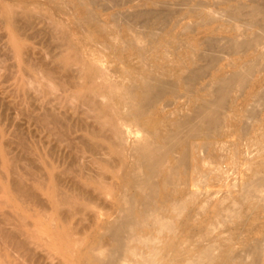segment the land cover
<instances>
[{"label": "bare ground", "instance_id": "obj_1", "mask_svg": "<svg viewBox=\"0 0 264 264\" xmlns=\"http://www.w3.org/2000/svg\"><path fill=\"white\" fill-rule=\"evenodd\" d=\"M102 1L89 0L96 5ZM133 1L120 0L122 5ZM139 1L143 7L164 8L156 14V9H137L134 20L142 19L145 26L150 19L170 18L178 11L172 12L171 8L183 5L182 0ZM232 1H222L227 5L223 13L206 12L205 6L197 2L199 6L180 16L169 32L158 36L149 32L146 43L128 37L115 59L130 64L136 58L142 63L143 75L129 69L120 75V80H113L108 76L115 68L106 66L102 58L77 61L80 64L70 83L67 71L57 78L49 69L42 71L41 86L33 83L38 85V107L32 106L30 100L26 107L28 133L32 123L37 124L42 134L41 150L35 153L31 142L27 143L23 178L13 179L15 190L28 203L26 228L22 242L16 235L10 236L12 232L9 235L11 241L25 249L30 261H36V250L43 249L42 259L50 260V264H174L183 255L187 257L183 264H216L219 249L225 247L216 246L217 238L206 244L197 240L196 246L184 244L191 219L205 208L196 198L204 182L198 170L203 160L199 152L204 146L219 143L216 140L228 122L221 109L230 100L233 85H245L261 68L260 50L264 48V0L237 1L233 6ZM187 19L194 20L199 32L214 23H223L227 25L223 32L230 36L223 37L218 29L204 40V49L172 46L165 38L172 31H195L191 24L183 23ZM98 29L108 32L102 25ZM183 51L187 56L170 67L171 58H181ZM238 52L255 58L240 70L215 74L217 70L212 65L224 54ZM67 59L63 70H69L72 56ZM74 84L77 89L67 88ZM36 90L30 88L28 93ZM172 106L178 108L167 113ZM255 178L242 189L241 200L261 201L259 187L264 180L260 173ZM101 217L112 220L100 225ZM99 225L98 235L93 238L90 233ZM180 225L185 227L183 231ZM263 241L248 251L257 262L264 255ZM47 246L52 248L46 251ZM192 250L195 258L191 257ZM230 254L229 251V263L238 261L237 254ZM246 256L240 257L246 260L249 255Z\"/></svg>", "mask_w": 264, "mask_h": 264}, {"label": "rangeland", "instance_id": "obj_2", "mask_svg": "<svg viewBox=\"0 0 264 264\" xmlns=\"http://www.w3.org/2000/svg\"><path fill=\"white\" fill-rule=\"evenodd\" d=\"M152 1L159 2L162 0ZM167 1L172 2L173 0ZM177 1L178 3L182 2L183 5L171 8L170 11L172 12L176 9L178 11L170 18L168 17L170 20L166 18V21L164 18L158 19V21L155 20V22L150 19L151 21L145 26V23L141 22L142 19L134 20L137 9H139L138 12L140 10L154 11L156 9V12L154 11L156 14L158 11L162 12L164 8L158 9L148 5L144 6L145 9L140 6L142 2L139 0H134L125 5H122L120 0H113L109 2L114 3L111 4L113 7L106 0H103V3L100 2L101 5L91 4L89 0H0V264H50L51 262L42 259L45 255L43 249L36 250V261H30L26 252H24L25 249L9 238V235L13 233L10 236L16 235L19 238L18 240L22 242V234H24L26 228L24 222H27L28 203L26 198L15 190L13 179L17 176L23 178V160L25 159L24 152H26L27 143L31 142L32 150L35 153L41 150L42 134L37 124L32 123L30 134L28 133L26 107L28 100H30L32 106L38 107L40 101L36 87L38 85L40 87L43 82V72L49 69L52 77L57 78L62 74L65 75L67 71L71 74L70 77L68 76V81L72 82L71 78L75 79V72L81 62L92 58H102L106 66L110 68V65H112L115 68V71L108 76L113 80H120V75L126 73L129 69L136 75H143L142 63L136 58H133L130 64H123L115 59V57L120 56L119 48H124L128 37L146 43L150 40L149 32L157 36L165 31L169 32L180 16L188 10L198 7L200 3L205 6L204 10L206 12L214 10L217 13H223L227 6L223 4V0H180L181 2L175 0V2ZM216 1H219L218 4ZM237 1L250 2V0H233L230 5H236ZM197 2H199L198 5ZM107 6H110V8ZM115 16L117 19H115ZM160 20L165 21L162 23ZM193 22V19L183 21V23L192 25V29H195L193 33L187 31L182 33L181 28H178L176 31L169 33L165 37L166 40H169L168 42L172 46L185 45L191 46V48L200 47L204 49L206 46L204 40L211 37L218 29L221 30L223 37L228 38L230 36V33L223 32L227 30V25L223 23H214L199 32L198 27L194 26ZM99 25L105 26L108 32L98 29ZM243 28L240 27L241 30ZM67 34L68 36H65ZM261 44L264 45V38L261 40ZM261 50L260 52L264 56V48L263 51ZM187 54V51H183L180 53L181 58L178 56L172 57L169 66H177ZM71 56L72 59H70ZM263 56H261V68L259 67L252 74L249 82L242 86L238 83L233 85L230 100L227 99L224 107H222L224 110L221 109L228 122L221 137L216 140L219 143L211 147L207 146L205 148L204 146L205 149L202 148L199 152L203 160L198 165V170L200 176L203 175L204 182L199 188L200 193L196 198L200 200V206L205 208L201 215L194 216L191 219L190 229H186V233L190 238L188 237L184 244H193L197 240L201 241L199 244H206L217 238L216 246L222 245L225 247L219 249L218 253L216 252L218 254L216 264H264V255L257 262L249 254L250 248L257 243L260 244L264 239V184L259 187L261 201L255 202V200L249 199L244 201L241 200L240 195L242 189L244 190V187H247L248 184L253 182V179H256V173H260L264 180ZM67 58L70 59L68 62L71 64L68 67L69 70H63V62H66ZM254 58L255 56H246L244 52L226 53L218 63L212 65V68L217 70L215 74L227 75L234 70H240L245 63ZM77 61H80V63ZM150 64L153 65L151 62ZM236 64H239V67H234ZM156 70L160 69L156 67ZM160 72L162 71L160 70ZM34 82L38 85H33ZM205 82L207 83L208 80ZM26 84H29L28 87ZM30 88L36 91L28 93ZM67 88L72 90V88L77 89L78 87L74 84L72 87L68 85ZM176 108L178 107H169L167 113L173 112ZM37 112L38 110L35 109V113ZM165 128L166 126L160 129ZM203 149L205 151L202 153ZM12 164L16 165L15 170ZM108 220H112V217H101L99 223L100 225H106ZM100 225L90 233L93 238L97 237ZM3 229H6L5 232ZM179 229L183 231L185 227L180 225ZM35 234L38 235L39 233L35 232ZM8 240L10 243H8ZM194 245L196 246L195 243ZM191 247L193 248V246ZM48 248H52V246L45 247V250L47 251ZM229 251L232 256H234V253L237 254L238 261L236 260L235 263L227 261ZM191 252V257L195 258V252L193 250ZM244 252L245 255H249L246 256V260L242 258L245 256ZM262 253L264 254V250H262ZM185 259H187L186 255L178 256L174 264H183ZM54 263H57V260ZM204 264L210 263L205 262Z\"/></svg>", "mask_w": 264, "mask_h": 264}]
</instances>
